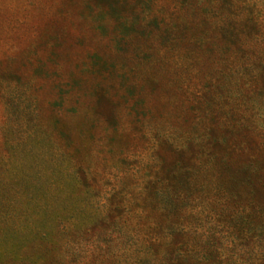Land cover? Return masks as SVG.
I'll return each instance as SVG.
<instances>
[{
  "label": "rangeland",
  "instance_id": "374dc122",
  "mask_svg": "<svg viewBox=\"0 0 264 264\" xmlns=\"http://www.w3.org/2000/svg\"><path fill=\"white\" fill-rule=\"evenodd\" d=\"M0 264H264V0H0Z\"/></svg>",
  "mask_w": 264,
  "mask_h": 264
}]
</instances>
